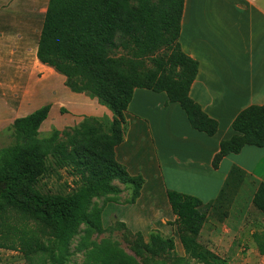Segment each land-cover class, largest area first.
I'll use <instances>...</instances> for the list:
<instances>
[{"label": "trees", "instance_id": "trees-1", "mask_svg": "<svg viewBox=\"0 0 264 264\" xmlns=\"http://www.w3.org/2000/svg\"><path fill=\"white\" fill-rule=\"evenodd\" d=\"M183 5L184 0H48L37 43L38 62L61 75L70 92L96 100L113 118H85L71 130L54 131L46 139H39V130L50 106L14 121L18 143L0 151V247L17 250L26 264H48V260L64 264L69 244L83 225L80 251H86L85 264H139L116 242L89 241L93 233H103L102 208H89L93 199L117 202L120 192L114 181L131 192L129 204L139 197L143 179L129 176L115 159L135 89L164 93L170 103L180 106L193 130L209 137L216 134L218 123L189 97L198 64L178 43ZM231 127L235 135L219 144L211 164L214 170L224 157L245 147H264V106L244 109ZM64 169L77 176L75 190L43 193L40 182ZM244 178V171L232 167L216 201L207 207L194 197L166 193L180 246L192 259L228 264L197 240L207 211L226 217V210H221L231 206ZM252 205L264 217V183L258 185ZM252 241L264 255V231L254 233ZM173 249L172 239L153 232L147 245L138 239L134 253L157 257Z\"/></svg>", "mask_w": 264, "mask_h": 264}, {"label": "crops", "instance_id": "crops-1", "mask_svg": "<svg viewBox=\"0 0 264 264\" xmlns=\"http://www.w3.org/2000/svg\"><path fill=\"white\" fill-rule=\"evenodd\" d=\"M30 1L28 10L16 6L8 10L4 8L9 0H0V68H4L0 69V80L16 77L7 69L9 66L39 63L37 43L48 0ZM178 43L181 51L198 64L189 97L218 123L216 134L209 137L193 130L180 106L170 103L164 93L135 89L124 114L123 137L115 149V159L129 176L141 177L144 183L133 204L117 200L109 205L122 209L141 207L151 187L160 190L165 203L167 192H177L207 207L216 201L232 167L245 172L243 183L257 181L253 195L264 183V147H245L237 155H228L216 170L211 165L219 144L235 135L231 125L236 116L250 106H264V0H184ZM64 82L61 79L59 93L66 96L64 108L76 113L72 115V127L85 118L112 120L107 108L85 95L70 92ZM51 112L52 107L47 119ZM143 138L152 156L147 173L140 158L146 144ZM113 186L120 192L118 197L128 192L117 181ZM240 190L241 187L237 193ZM158 206L149 197L134 216L113 214V218L127 226L138 222L153 225L152 218L166 226L168 213L176 219L166 206L159 215ZM209 212L210 209L207 216Z\"/></svg>", "mask_w": 264, "mask_h": 264}, {"label": "rangeland", "instance_id": "rangeland-1", "mask_svg": "<svg viewBox=\"0 0 264 264\" xmlns=\"http://www.w3.org/2000/svg\"><path fill=\"white\" fill-rule=\"evenodd\" d=\"M30 4V0H9L4 9L10 10L16 6L17 9L28 10ZM7 69L12 73L14 72L16 77L10 80H0V151L18 143V138L12 129L14 121L45 105H50L52 112L39 130V139L50 137L54 131L61 133L74 128L70 122L72 115L76 113L74 111L69 112L64 108L66 107L67 100L64 98L66 96L63 97L59 93L62 87L61 79H63L61 75L36 62L25 66L20 64L9 66ZM1 70L4 68L2 67ZM95 102L97 103V101ZM61 105L62 107H60ZM142 141L146 144L142 148L140 158L147 173L152 166V156L146 138H143ZM70 174L68 169L56 170L55 174L40 182L41 191L46 194L71 193L76 188L74 182L77 180V176ZM255 186H257V181L249 179L246 182L245 180L231 206L221 210L222 212L226 210L227 216L221 217V213L217 214L210 211L200 231L197 240L200 246L218 258L224 259L228 264H264V255L258 253L252 241L254 233L264 231V217L252 205ZM158 191L160 192L159 189L155 191L148 187L141 207H145L149 197L153 198L156 207L159 205V215H161L166 210L164 207L169 208V205L161 198L162 194ZM130 193L128 190L118 197V200L127 204ZM104 200L105 198H98L91 201L89 210L94 206L102 208L103 233H93L89 239L90 242L98 244L106 239L116 242L124 253L135 258L139 264H152V262L171 264L178 261L180 264H201L192 259L181 248L176 219L169 213L166 226H163L156 218H150L155 223L153 225L149 222L147 224L146 222H138L135 225L127 226L115 222L113 214L119 217L134 216L138 210H141V207L139 205L134 208L127 206L122 209L109 205L110 202ZM11 223L16 225L15 221H11ZM27 229L33 231L34 226L28 224ZM85 230V226H80L77 236L69 244L68 256L64 264H85L86 251H80L82 249L80 247L84 244ZM153 232H158L165 239H172L174 241L173 251L170 254H162L157 257L143 252L141 256L137 257L134 252L138 239L147 245L150 242V234ZM47 262L54 264L51 260ZM0 264H26V262L23 255L17 250H7L0 247Z\"/></svg>", "mask_w": 264, "mask_h": 264}]
</instances>
